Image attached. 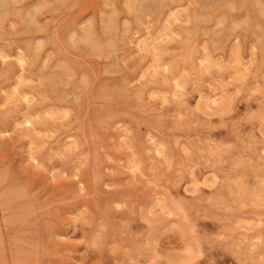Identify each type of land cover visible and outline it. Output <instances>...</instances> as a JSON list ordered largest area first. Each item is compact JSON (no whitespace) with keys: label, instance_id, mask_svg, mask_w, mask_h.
<instances>
[{"label":"rangeland","instance_id":"1","mask_svg":"<svg viewBox=\"0 0 264 264\" xmlns=\"http://www.w3.org/2000/svg\"><path fill=\"white\" fill-rule=\"evenodd\" d=\"M0 72V264H264V0H0Z\"/></svg>","mask_w":264,"mask_h":264},{"label":"bare ground","instance_id":"2","mask_svg":"<svg viewBox=\"0 0 264 264\" xmlns=\"http://www.w3.org/2000/svg\"><path fill=\"white\" fill-rule=\"evenodd\" d=\"M153 47H154V46H153ZM153 50H154V49H153ZM206 56H208V55H206ZM205 58H207V57H205ZM205 58H204V59H205ZM23 61H24V60H23ZM21 62H22V61H21ZM204 64H205V63H204ZM168 68H169V67H168ZM167 70H168V69H167ZM20 71H21V70H20ZM0 73H2V72H0ZM167 73H168V71H167ZM20 75H21V74H20ZM19 78H20V77H19ZM15 88H16V87H15ZM15 88H14V89H15ZM180 88H182V87H180ZM15 90H16V89H15ZM24 97H25V96H24Z\"/></svg>","mask_w":264,"mask_h":264}]
</instances>
